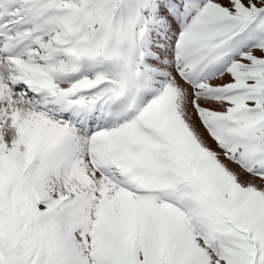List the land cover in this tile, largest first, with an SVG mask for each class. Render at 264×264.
<instances>
[{
  "label": "snow or ice",
  "instance_id": "obj_1",
  "mask_svg": "<svg viewBox=\"0 0 264 264\" xmlns=\"http://www.w3.org/2000/svg\"><path fill=\"white\" fill-rule=\"evenodd\" d=\"M0 264H264V0H0Z\"/></svg>",
  "mask_w": 264,
  "mask_h": 264
}]
</instances>
